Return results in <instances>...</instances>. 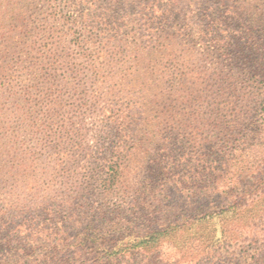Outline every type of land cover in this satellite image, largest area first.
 Instances as JSON below:
<instances>
[{
    "label": "trees",
    "instance_id": "obj_1",
    "mask_svg": "<svg viewBox=\"0 0 264 264\" xmlns=\"http://www.w3.org/2000/svg\"><path fill=\"white\" fill-rule=\"evenodd\" d=\"M108 1L115 18L54 19L66 31L51 35L58 46L64 39L74 48V57L69 48L59 55L57 48L36 50L35 42L16 43L14 57L6 54L0 70V142H6L0 145V264H158L166 251L177 264L213 256L221 264L222 254L233 264H264V0ZM184 10L196 35L185 23L172 31ZM231 22L250 45L223 35ZM199 41L210 46L206 70L217 82L226 77L233 91L203 101L210 126L219 130L196 135L208 147L196 166L205 174L182 195L131 197L139 192L129 180L131 166L139 165L138 177L148 157L160 159L152 151L175 140L172 130L163 136L160 125L149 130L146 109L158 106L162 92H188L183 88L196 60L183 54ZM145 56L156 57L155 67L140 73ZM221 65L224 77L217 72ZM154 75L167 78L153 82ZM181 97L190 104L191 96ZM71 100L67 107L76 110L81 129L72 117L53 121L55 109ZM201 100L193 105L197 121ZM90 117L98 133L87 145L81 132ZM22 132L30 140L24 147L17 143Z\"/></svg>",
    "mask_w": 264,
    "mask_h": 264
},
{
    "label": "rangeland",
    "instance_id": "obj_2",
    "mask_svg": "<svg viewBox=\"0 0 264 264\" xmlns=\"http://www.w3.org/2000/svg\"><path fill=\"white\" fill-rule=\"evenodd\" d=\"M184 1L186 5H188L193 0ZM109 6L108 0H73L70 4L67 3V0H0V70L7 63V55H9L7 60L10 57H14L11 53L15 51L16 43L31 46L32 43L35 42L36 50L42 52L46 51L49 47H52L53 49L57 48L54 51L55 55H59L58 51L62 49H65L68 52L66 48H69V54L74 57L76 55L74 48L68 46L66 42H63L64 39L58 46V44H56L58 43V36L51 35L50 31L56 33L59 31H66V28L62 27L64 24L58 23V21L55 22L54 19L58 20L59 17L68 16L70 14L75 16L90 14L91 17L99 16L101 19L103 16H112V18H115V15H111L108 11ZM184 11L186 12V10ZM186 14L185 19H179L178 16L172 22V25L174 26L172 31H178L183 23H185L190 26L193 35H196L197 28L190 20L191 15L187 12ZM223 28L221 27V31L224 30L225 32L227 28ZM101 29L106 28L101 26ZM227 32L231 33L229 35L230 40L236 41L237 39L242 38V43L246 42L247 45L251 44L249 39L241 35L233 22H231L230 29L226 31V35H223L227 36ZM54 44H56L57 47L52 46ZM241 45L243 46V44ZM241 45L238 46L240 47ZM209 47L208 43L199 41L192 50H188L183 54V56H190L193 61L196 60L195 64L190 61L189 81L186 84V87L183 88L184 91L188 88V92L185 91L183 94L178 95L179 97H171L169 93L162 92L161 97L157 101L158 106L152 107V104L150 103L146 109L147 114L145 118L149 121V130H152V127L155 124L160 125L159 129L161 134L163 136H168L169 131L172 130V133H174L172 138L175 140L166 146H163L162 144L161 147H156L152 152L155 155L158 154L160 159L154 161L153 156L148 157L146 159L147 161L142 165L138 177L133 173H135L134 169L136 167L138 168L139 165L135 163L131 166L133 172L129 176V180L130 183L131 180L134 183V185H132L133 190L135 192L137 190L139 191L135 196H133V192L130 193L131 197L136 198L143 193L144 195H141L142 199L146 198L148 200L153 196L165 195L167 192L168 194L179 192V195H182V193L185 194L190 192L193 187H196L199 182V177L205 174V172L200 173L196 166L200 160V155L203 156L208 153V147L200 142L201 140L198 136L202 134L208 136L212 131L219 134V130L212 129L210 126L211 120L205 114L208 112V108L206 109L208 105L206 104L207 102L204 104L203 101H207L211 97L220 101L233 96V91L226 86V77L223 78L222 81L217 79V82L215 78L211 77L212 73L206 70L207 68H210L209 59L206 57L210 51ZM5 48L9 49H7L6 53L3 52ZM144 58L145 60L144 62H141L142 66L139 67L138 70L140 73H144L145 68L151 69V67H155L156 57L145 56ZM202 60L203 62H201ZM217 69H219L217 71L218 73H220V71L223 72L222 77L227 74V69L224 70L222 65L217 67ZM159 78V75H154L151 80L155 82V80ZM166 78L167 76L165 75L164 79L160 78L159 80H162L164 83ZM187 95H189V97L191 96L188 100L190 101V104L184 106L183 104H185V100L181 96ZM75 98L76 96L74 99ZM199 99L206 100L200 101V103L203 104V108L198 110L203 115H200V120L197 121V115L193 114L196 107L193 105H195L196 101ZM171 101H174L173 104H170ZM73 104H75V102L71 100L67 101L64 105L67 107ZM55 112L56 114L53 116L54 123H60L61 118H63L62 120H65L67 117H72V120L75 121V128H82V126L78 125L79 119L75 118L77 112L73 108H57L55 109ZM55 128H58V126L55 125L53 129ZM81 133L84 134L81 140L82 144H94L98 128L93 117L85 119ZM181 133L183 135H181ZM19 134L18 145L20 143L21 147H24L30 143L29 134L24 132ZM193 140L197 142H194ZM2 143L4 144L6 142H0V145H2ZM163 155L167 157L163 158L164 163H162ZM0 160H3V156H0ZM201 182H203V180L200 181V183ZM249 185L250 183H247L245 189H248ZM221 257V264H233L225 258L224 254H222ZM144 262H146V260L137 261V264H145ZM177 262L175 255L169 254L168 251L162 256H159L157 261L158 264H177ZM201 264H218V260L213 256L209 260L203 259Z\"/></svg>",
    "mask_w": 264,
    "mask_h": 264
}]
</instances>
